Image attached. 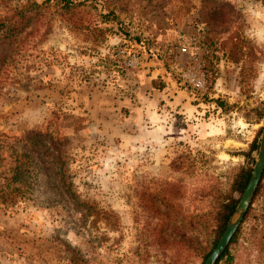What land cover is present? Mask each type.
Instances as JSON below:
<instances>
[{
  "label": "rangeland",
  "instance_id": "1",
  "mask_svg": "<svg viewBox=\"0 0 264 264\" xmlns=\"http://www.w3.org/2000/svg\"><path fill=\"white\" fill-rule=\"evenodd\" d=\"M73 1L0 0V133L29 170L0 199V264H203L257 157L264 0ZM124 45L146 55L129 75ZM260 194L252 215L264 173ZM250 219L231 264H256Z\"/></svg>",
  "mask_w": 264,
  "mask_h": 264
},
{
  "label": "trees",
  "instance_id": "2",
  "mask_svg": "<svg viewBox=\"0 0 264 264\" xmlns=\"http://www.w3.org/2000/svg\"><path fill=\"white\" fill-rule=\"evenodd\" d=\"M64 5L71 6L75 5L77 2H74L73 0H60ZM2 22H0V28L2 27ZM8 137L4 133H0V153L2 149L5 148L7 145L9 149H11L10 156L13 157V155L16 153L17 157L15 158L16 164L13 168H11V174L8 175L5 170L0 169V199L2 202L6 204H15L19 199L22 197V194L24 191H26V188H24V178H26V175H28V161L22 160V157H27L28 154L21 152V155H19L20 152L18 151L16 142H8ZM6 148V149H8ZM257 149V140L255 139L251 144V150ZM3 159V157L0 155V162ZM4 171V172H3ZM252 167H242L236 176L234 177L231 185V191L227 196L226 202L221 204V209L219 210L218 215V226L216 230V238L213 244V247L211 250L215 247L218 239L220 238L221 234L223 233L226 224L229 220V217L234 212L236 205L238 203L239 198L235 197L233 193L235 191H238V193H242L244 188L246 187L249 178L251 176ZM6 182V184H5ZM21 183V184H19ZM261 183L262 179L254 193L253 200L246 212V215L243 219V221H246L248 217L251 216L250 220H255L253 222L254 224L251 226V230H255V240L252 243V248L249 249V252L253 254L256 261H254L256 264H264V207L260 208L259 213H254L252 215V211L258 210L256 207L254 208V203L256 201L260 200L261 198ZM242 225L239 226L236 233L232 237L229 245L226 247V249L223 251V253L218 258L216 264H219L221 261H223L224 264H231L233 256L231 255L230 251V244L235 241L237 242L240 235H241ZM211 250L206 254L205 257L211 252Z\"/></svg>",
  "mask_w": 264,
  "mask_h": 264
},
{
  "label": "water",
  "instance_id": "3",
  "mask_svg": "<svg viewBox=\"0 0 264 264\" xmlns=\"http://www.w3.org/2000/svg\"><path fill=\"white\" fill-rule=\"evenodd\" d=\"M264 173V126L259 140L257 157L249 181L241 193L234 212L229 217L226 227L215 247L207 255L203 264H216L218 258L229 245L232 237L243 222L246 212L253 200L254 193Z\"/></svg>",
  "mask_w": 264,
  "mask_h": 264
},
{
  "label": "built area",
  "instance_id": "4",
  "mask_svg": "<svg viewBox=\"0 0 264 264\" xmlns=\"http://www.w3.org/2000/svg\"><path fill=\"white\" fill-rule=\"evenodd\" d=\"M117 59L124 68L126 75L135 73L138 69L145 65L146 55L142 53L139 48H132L129 46H122L116 52ZM193 80V78L191 77ZM200 86L203 82L200 81Z\"/></svg>",
  "mask_w": 264,
  "mask_h": 264
},
{
  "label": "crops",
  "instance_id": "5",
  "mask_svg": "<svg viewBox=\"0 0 264 264\" xmlns=\"http://www.w3.org/2000/svg\"><path fill=\"white\" fill-rule=\"evenodd\" d=\"M143 79H144V81L145 82H147V83H149L150 84V79H151V76L149 75V76H147V77H145V76H143ZM164 91V90H163ZM174 96H175V98H174V102H177L178 103V101H179V98H180V96H181V92L180 91H178V93H177V95L176 94H174ZM172 101V102H173ZM183 104V106H185V103H182ZM141 107L143 108V104L141 105Z\"/></svg>",
  "mask_w": 264,
  "mask_h": 264
}]
</instances>
